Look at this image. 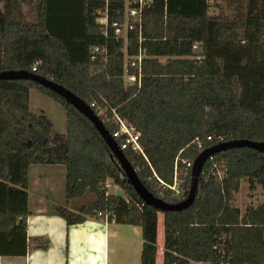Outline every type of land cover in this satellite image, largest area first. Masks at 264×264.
<instances>
[{
	"label": "trees",
	"instance_id": "trees-1",
	"mask_svg": "<svg viewBox=\"0 0 264 264\" xmlns=\"http://www.w3.org/2000/svg\"><path fill=\"white\" fill-rule=\"evenodd\" d=\"M0 1V71L28 70L61 84L93 109L109 134L117 128L112 117L123 118L139 132L143 152L126 148L123 154L164 201L187 194L191 166L182 159L192 161L219 138L264 141V0H224L229 11L217 13L208 12L209 0H154L141 28L127 33L126 53L144 51L139 70L125 65L123 39L112 24L123 22V0ZM102 14L106 23L97 20ZM125 73L134 75L132 83H124ZM32 88L63 106L64 133L52 130L49 116L30 110ZM31 164L65 166L66 200L92 194L75 209L53 205L67 225L91 217L137 224L140 264H155L159 211L127 182L92 122L33 80L2 79L4 197L15 182L27 201ZM177 173L186 188L181 197L170 187ZM107 178L123 193L108 192ZM241 178L250 190H264V153L231 147L204 162L192 204L161 212L163 264H264V201L242 212L230 203ZM28 214L26 205L0 209V231H26ZM34 240L38 247L48 245L44 237Z\"/></svg>",
	"mask_w": 264,
	"mask_h": 264
},
{
	"label": "crops",
	"instance_id": "crops-1",
	"mask_svg": "<svg viewBox=\"0 0 264 264\" xmlns=\"http://www.w3.org/2000/svg\"><path fill=\"white\" fill-rule=\"evenodd\" d=\"M1 4L0 1V8ZM56 174L64 179L58 181L60 185H65L64 165L28 166L27 201L17 189L18 183H9L13 188L10 189L11 195L8 197H4V186L0 183V209H24L25 205L29 209L26 231L17 226L0 231V264H111V260L113 264H140L142 236L139 225L94 217L67 225L54 212L53 205L69 207L73 200L80 198L66 200L64 187L63 202L51 198ZM89 199L92 200V194ZM79 205L75 203L70 208L75 209ZM37 237L46 238L48 245L44 248L36 246L37 241L34 238ZM156 260L157 264H163V231L159 230L158 218L155 264Z\"/></svg>",
	"mask_w": 264,
	"mask_h": 264
},
{
	"label": "water",
	"instance_id": "water-1",
	"mask_svg": "<svg viewBox=\"0 0 264 264\" xmlns=\"http://www.w3.org/2000/svg\"><path fill=\"white\" fill-rule=\"evenodd\" d=\"M2 79L33 80L34 82L39 83L43 87H46L47 89L62 97L67 103L71 104L79 112L86 116L92 122L103 140L106 142L107 146L110 149L111 157L116 159L120 169L127 179V182L132 186L137 195L145 204L155 207L160 212L178 211L185 209L192 204L196 196L198 179L202 172L203 164L214 153L231 147H250L252 149H255L256 151L264 153V141H254L249 139H232L203 148L192 160L190 169V183L186 196L180 201L174 203L167 202L160 197L153 195L145 187V185L139 179L134 167L126 159L123 151L117 145V142L114 140V138H112L111 134H109V132L105 128L102 120L84 100L75 95L72 91L49 78L33 74L28 70H1L0 80Z\"/></svg>",
	"mask_w": 264,
	"mask_h": 264
},
{
	"label": "rangeland",
	"instance_id": "rangeland-1",
	"mask_svg": "<svg viewBox=\"0 0 264 264\" xmlns=\"http://www.w3.org/2000/svg\"><path fill=\"white\" fill-rule=\"evenodd\" d=\"M210 7L208 9L209 13H217L220 10H223L225 12L229 11V8L225 6V1L224 0H209ZM51 10H54L51 6H49ZM24 9H26V6H24ZM100 21H105V17L101 16L98 17ZM124 83L129 84L133 82V78L129 76L127 73L124 74L123 76ZM29 108L31 111L36 112V113H41V114H46L49 116L51 122H52V130L55 132L59 133H64L65 132V110L63 106L55 101L53 98L50 96L42 93L38 89H30L29 91ZM34 165H52V164H34ZM59 167H63L62 164H57ZM59 180L64 181L60 177V175H55L53 178L54 182V191L50 194L51 198H55L56 200L63 202V196L62 193L64 184L60 185L58 182ZM107 191L110 193H116V194H122L123 191L121 187L115 183L111 178H107ZM189 187V186H188ZM184 188V185L182 184V178L181 176L177 173L175 176V179L173 180V184L171 186V189H173V194L177 196H182V192L188 190ZM33 193V192H32ZM91 193L86 192L83 196H81L78 199L73 200V202L70 203L69 207L72 206L75 203H86L90 202L89 196ZM264 201V190L260 186H256L252 190L249 189L248 187V182L246 178H241L239 182V188L238 190L234 193V197L231 200V205L238 207L240 211L242 212L245 207L248 205L255 206L258 203ZM158 223H159V230L160 232L163 231L162 229V213L158 212ZM156 260V264H157ZM113 260H111V264H113ZM161 264V263H160ZM192 264H201L198 262L193 261Z\"/></svg>",
	"mask_w": 264,
	"mask_h": 264
},
{
	"label": "built area",
	"instance_id": "built-area-1",
	"mask_svg": "<svg viewBox=\"0 0 264 264\" xmlns=\"http://www.w3.org/2000/svg\"><path fill=\"white\" fill-rule=\"evenodd\" d=\"M123 22H117L114 21L112 24L115 27V34L118 38L123 39V52H125V65L129 66H134L137 67L139 70L140 68V63H141V58L144 56V51H140L136 55H131L129 56L126 53V39H127V33L130 30L137 29L139 30L141 28V23L143 19V12L144 10L149 7V5L154 1V0H123ZM104 16L105 21H100L98 18L97 20L103 23H106V16L105 14L100 15L99 17ZM197 47V43L195 42L193 44V48ZM94 50H97V47H94ZM32 69H35L34 66H32ZM135 79L134 75H129ZM139 78V77H138ZM137 78V79H138ZM102 114V112H99ZM113 121L117 124V128L112 131L111 136L114 138V140L117 142V145L119 148L126 149V148H131L135 151H138L139 153L142 152V148L139 145L138 142V136L139 132L134 129L133 126L128 124L123 118L119 117L118 115H114L112 117ZM210 138V136H207ZM223 140L219 138V142L221 143ZM217 144V143H216ZM200 145V143H198ZM182 162L187 165L191 166L192 161H188L185 159H182ZM175 179V176H174ZM171 187V186H170Z\"/></svg>",
	"mask_w": 264,
	"mask_h": 264
}]
</instances>
